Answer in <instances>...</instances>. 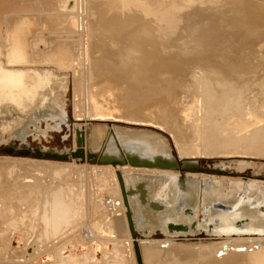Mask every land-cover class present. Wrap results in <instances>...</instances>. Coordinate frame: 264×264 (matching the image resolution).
<instances>
[{
  "label": "bare ground",
  "instance_id": "obj_1",
  "mask_svg": "<svg viewBox=\"0 0 264 264\" xmlns=\"http://www.w3.org/2000/svg\"><path fill=\"white\" fill-rule=\"evenodd\" d=\"M147 1L83 0L79 13L78 0H0V97L21 110L0 104V118L10 116L0 135H24V119L33 122L37 116L53 121L54 130L68 127L65 98L67 90L72 93L71 79L79 123L72 126V151L36 149L38 160L32 163L0 159V264H6L10 250L25 253L23 264H143L142 257L166 264H264L263 180L237 178L219 167L200 171L196 162L239 153L227 158L242 169L247 159H239L240 153H264V128L255 132L257 126L246 124L252 112L264 126V59L254 49L246 51L253 44L237 46L235 37L228 44L236 47L217 50L216 56L196 47L204 42L202 29L218 31L226 13L214 10L232 3ZM194 10L211 13L199 22ZM197 20L192 29L198 34L182 36L181 30ZM187 42L196 45L189 48ZM196 68L208 84L202 98L210 95L205 102L217 109L197 106ZM163 90L171 99L162 97ZM243 103L247 118L238 112ZM119 119L154 130L119 129L111 124ZM200 149V157H181ZM85 167L109 172L97 183L116 195L104 200L106 225L100 232L112 242H87L81 235ZM95 195L99 208L101 196ZM199 228L221 240L195 247L171 239ZM157 231L165 240L151 238ZM123 235L126 240L120 241ZM248 250L261 252L247 255Z\"/></svg>",
  "mask_w": 264,
  "mask_h": 264
},
{
  "label": "rangeland",
  "instance_id": "obj_2",
  "mask_svg": "<svg viewBox=\"0 0 264 264\" xmlns=\"http://www.w3.org/2000/svg\"><path fill=\"white\" fill-rule=\"evenodd\" d=\"M165 1L166 0H162L161 3H159V5H162L163 2H165ZM244 1H245V3H244ZM150 2H148V4ZM224 2L232 3L233 7H232V5L231 6L228 5L229 7H227L226 6L227 4L226 5L223 4L222 6L220 5L223 12L220 11L221 8H217V9L214 10V11L218 10L216 13H218V12L222 13V14L226 13V14H223V16L221 17L222 18V20H220L221 23H219V21H218V23H219L218 26H217L218 31L216 29L214 30V27H210L211 29L212 28L213 29L212 30L208 29V31H210L212 33L215 32L212 35L210 32L207 31V29L206 30L202 29L199 33H201V37H203L202 39H203L204 42H202L203 43L202 46L201 45H197L196 47L198 48V46H200L202 49L211 50V51H213L212 53L214 54V56H216L217 54H215V53H216L217 50H219V51L229 50L232 47H236L235 43H238L237 46H242L246 42L245 44H249V43L253 44V46L250 45V47H252V48L247 46L245 48L246 51L248 49H254V51H256L257 53L260 52V54H261V55L258 54L257 57L260 58V59H264V58H262V57H264V54H263L264 53V0H251V1L250 0H228V1L225 0ZM80 3H81V6H80L79 13H80V11L82 12L83 0H80V1L78 0V7H79ZM234 5H238L240 9L244 8V11L243 10L236 11ZM200 6L203 7V6H205V4H202ZM180 8H177V9L179 10ZM181 9L185 10L186 8L182 7ZM232 9H234V10H232ZM194 11H195V14L197 15L196 19H198L199 22H202V20H203L202 16L203 15H205L207 13H211V12H208V11L201 12V10L200 11L199 10H194ZM198 11L200 13H198ZM232 13H234L233 14V16L235 17L234 19H233V16L231 15ZM135 14H136V12H135ZM199 14H200V17H199ZM214 14H215V12L212 15L214 16ZM237 15H238V17H237ZM161 17L163 19H165L164 15H162V14H161ZM198 17L199 18L202 17V18L199 19ZM226 17L229 18L232 21H230L229 19L227 20ZM230 17H232V18H230ZM198 20L191 24V28L190 29H188V30L182 29L181 30V35L183 36L185 34L184 36L188 37V33L189 32L195 34V31H193V29L196 28L195 26L199 24ZM233 20H234V23H233ZM222 24H223L224 27L222 26ZM227 25H229L230 28ZM203 30H204L205 33L202 32ZM197 34L198 33H196L195 35H197ZM205 34H206V37H204ZM207 35H208V37H207ZM219 36H221V37L218 39ZM214 37H215L216 40L213 39ZM232 37L233 38L235 37L236 39H240L243 42H241L240 40H237L239 42L236 41L235 43H233V46L231 44L232 47H230V44H228V40H231ZM222 38H223V40L226 38L225 39L226 41L225 40L221 41ZM217 39L220 41V43L218 42ZM186 40H185V42H186ZM211 41L213 42L214 45L211 44V43L209 44V42H211ZM214 41H216V43H214ZM222 43L223 44L225 43V44L223 45ZM204 44H205V46H204ZM254 44H256L257 47ZM194 45H196V43L195 44L193 43L191 45V43L187 42V44H186V46L189 47V48H191V47L194 48ZM206 45L209 46V47L206 48ZM215 45H216V47H215ZM210 46L212 48H210ZM181 47L182 46L179 47L180 50H181ZM253 47H255V48H253ZM257 48H258V50H257ZM182 49H184V48H182ZM261 52H263V53H261ZM179 56H181V55H179ZM236 58L238 59L237 56H236ZM246 59H247V56H246ZM188 66H190V65H188ZM197 69L198 68H196V70L194 71V74L197 77L196 78L198 80L197 83L199 81L200 82L198 83L199 85H196V87L198 86L197 88L194 87L195 91L197 90L194 93L195 94L198 93L199 95H201L204 91L206 92L207 89L203 90V88L204 87L206 88L208 86V84L205 83L206 82L205 79L203 80V78H205L204 76L202 77V79L198 78L200 75L202 76V74H200V72L197 73V71L200 70V69H198V70ZM192 71L193 70L191 69V72ZM200 71H202V70H200ZM165 73L166 72H161L160 74H162V75L164 74L166 76L167 73L166 74ZM201 76H200V78H201ZM132 81H134V80H132ZM132 81H131V83H133ZM70 83H71L72 93H71L70 90H67V94H66V98H65V102H66L65 103V111H66L67 118L69 120L68 127L66 125H62L60 130H54L52 128V126L54 125L53 124L54 122L51 121L50 119H48V117H44L43 118L42 116H37V118L33 122H31L30 119H24L23 123L27 124V126H26L27 127V131H26V133L24 135L16 134V135H12V136H7L6 132H2V134L0 135V159L1 160L5 159L6 156H9V157L14 158L12 160L16 161V162H29V163H32V162H34L32 160H38V159L35 158V150L36 149H40V150H43V151H49V150H52V149H55V150H58V151H62V150H65V149L68 150V151H72L73 150V134H72L73 127L72 126H73L74 123H77V124H79V123L76 122L75 119H74V104H73L74 103V98H73L72 79L70 80ZM209 84L211 86L212 83H209ZM164 87H165V85H164ZM166 87H167V85H166ZM200 88L202 89V92H201ZM159 89H161V88H159ZM162 92H165V91L163 90ZM168 92L169 91L167 90L165 92V95H162V97L165 98L166 96L168 97V95L170 96L171 94H169L170 92L169 93ZM166 93H167V95H166ZM202 96L203 95L200 96V99H199V101L197 103V106H201L202 108H206L208 106V108H209L212 104L215 105V103L210 101L211 100V98L209 97L210 95L209 96L207 95L209 97V99H210L209 100L210 106L208 105L209 103L208 104L206 103V102H208V99L206 100L207 96H204L205 99H204V97L202 98ZM138 98L141 101L145 99L144 95H143V97H142V95H139ZM170 99H171V96H170ZM202 99H204V101H202ZM134 100L135 101H139L138 99L137 100L134 99ZM81 101H82L81 104L83 103L82 104L83 107H82V105H81V107H82L83 110H85L84 109V104H85L84 98L81 97ZM201 101L204 102V104H206V105L202 106V102ZM0 104L1 105L12 104V105L15 106V108L18 109V107L16 106L15 102H11L9 100H5L3 97L2 98L0 97ZM214 105H212V106H214ZM243 105H244V103L242 105H239V106L243 107ZM212 106H211V109L212 108L217 109V105H215L216 107H212ZM239 106L238 107L235 106V107H232V108H240ZM2 107L3 106H1L0 108H2ZM245 108H246V106L242 108V110H244V111L240 110L241 108L238 109L239 113L241 111V113H240L241 116L243 114H245V113H248V111H245ZM249 109H250L249 111H251V109H253V108L249 107ZM18 110H19V112L21 111L20 109H18ZM234 112H235V110H234ZM238 112H235V114H236L235 116H239L240 115V114L239 115L237 114ZM248 115L251 118L248 117L249 121L246 124L248 126L250 124V126H253V127H254V125L257 126L255 128H253L254 130L251 127L252 131H255V132L256 131H261L262 128H264V126H263V123L261 121L260 122L257 121V119L259 120L260 117L257 116L256 113L252 114V112L248 113ZM241 116H239L240 120H241ZM2 117H3L2 119L0 118V126L4 125V122H7L10 119V116H6L5 115V116H2ZM244 117H246V116L243 115V118ZM240 120H238V121H240ZM231 121H233V120H231ZM88 123H90V124L91 123L92 124H99L101 122H88ZM233 123H234V121H233ZM111 124L117 126L119 129L128 130L130 132L131 131H140V130H144V129L154 130L153 126H140V124L138 122H136V121H131L130 122L129 120L124 121V120L119 119L117 122H114V123H111ZM242 124L243 123H241V125ZM246 124L244 123V125H246ZM260 125H262V126H260ZM41 126H42V128H41ZM49 127H51V128H49ZM217 128L215 130H217ZM256 128H259V129L255 130ZM250 136L251 135L249 134V137ZM251 138H252V136H251ZM10 147L12 148V151H9ZM177 154H178V152H177ZM220 154L224 155L223 157H226L222 161L220 160L221 158H217V157L216 158L215 157L214 158L211 157L210 159H208V158H206V159H202V158L196 159L197 160L196 161L197 162V166L199 167L200 171L207 170V169H213L214 167H219L220 169L225 171V174L232 173V174H237L239 176L240 175L241 176L245 175L244 177L246 178V176H247L246 179H248L250 181L251 180L252 181H262L263 180V182H264V178H263L264 177V153H260V154L240 153V155H243V156H238V157H240L239 159H243V160L247 159L246 160L247 165L244 166V168H242V169H238L237 168V161H233V160H230L229 158H227V157H232L231 155H233V156L234 155H239V153H234V154L230 153L231 155L229 154V156H228V154H227V156H225L226 153H223V154L222 153H217V154H214V155H220ZM201 155H202V151L200 149L199 153L197 152L195 155H192V156L181 155V157H183V158H186V157L187 158H192V157H197V156L200 157ZM1 156H3V157H1ZM174 156H175V154H174ZM178 156H180V155L178 154ZM211 156H213V155H211ZM20 158H27V159L21 160ZM234 159H237V158H234ZM40 160H42V161L45 160L46 161V159H40ZM52 162H55V160H52ZM182 163H183V161H182ZM182 163H179V165L182 166L183 165ZM72 166H74V164H72ZM28 168H31V167H28ZM85 168H86V171L89 174V176L87 177V188H88L87 204H86L87 213H86V224H85L84 228H82V230H81V235L87 242H91V241H93L95 239H100L103 242H112V241L109 240L110 238H108V236L106 234L104 236H102L100 234V232H101V230H103V228H104L103 225L106 223L105 222V220H106L105 219L106 210H104V200H105L106 197H116V195L111 190L106 191V190L102 189L99 186V184L97 183L102 178H106V177L108 178V173L109 172H107V171L106 172L105 171H97V170L92 169V168L89 169L88 167H85ZM32 170H34V167H33ZM34 171H37V170H34ZM237 178H238V176H237ZM260 178H263V179H260ZM95 194H99V196H101V198H100V207L99 208H96V200H95L96 195ZM109 222H107V223H109ZM166 237L167 236L165 234H163L161 231H157V234L152 235L151 238L153 240L163 241V240H165ZM232 237H236V236H232ZM171 239L176 244H181V245L183 244L184 246L186 244V246H195V247L198 246V245H210V244H212L214 242H217V241L221 240V239H218V237L215 236L213 233L206 232L204 229H201V228H199L198 230H195V232H192V233L188 232V233H185L183 235L172 237ZM123 240H126L125 235L121 236L120 241H123ZM260 252L261 251H259V250H253V251L248 250L245 253H247V255H253V254H256V253H260ZM24 256H25V253L22 252V251L10 250L6 264H23ZM222 259H224V257L221 258L220 260H222ZM133 260H134V256H133ZM142 261H143V264H166V263H160V262L152 263V262H150L148 260H145L143 257H142ZM27 264H32V262H28ZM174 264H180V263H174ZM239 264H248V263L240 262Z\"/></svg>",
  "mask_w": 264,
  "mask_h": 264
},
{
  "label": "crops",
  "instance_id": "obj_3",
  "mask_svg": "<svg viewBox=\"0 0 264 264\" xmlns=\"http://www.w3.org/2000/svg\"><path fill=\"white\" fill-rule=\"evenodd\" d=\"M115 106L116 107H119L120 106V103L118 102V103H115ZM12 159H14V158H12Z\"/></svg>",
  "mask_w": 264,
  "mask_h": 264
},
{
  "label": "flooded vegetation",
  "instance_id": "obj_4",
  "mask_svg": "<svg viewBox=\"0 0 264 264\" xmlns=\"http://www.w3.org/2000/svg\"><path fill=\"white\" fill-rule=\"evenodd\" d=\"M5 158H6V157H5ZM29 160H30V159H29ZM238 177H241V175H240V176L238 175ZM260 179H261V178H260Z\"/></svg>",
  "mask_w": 264,
  "mask_h": 264
}]
</instances>
